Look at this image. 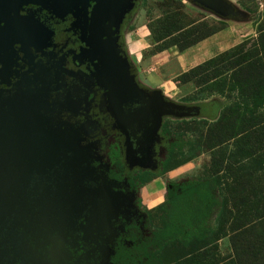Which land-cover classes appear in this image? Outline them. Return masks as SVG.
Listing matches in <instances>:
<instances>
[{"label": "flooded vegetation", "instance_id": "1", "mask_svg": "<svg viewBox=\"0 0 264 264\" xmlns=\"http://www.w3.org/2000/svg\"><path fill=\"white\" fill-rule=\"evenodd\" d=\"M26 14L47 35L41 49L15 45L8 53L16 56L0 62V264H96L105 232L103 192L112 183L132 186L124 175L128 163L148 164L156 113L126 132L119 128L121 118L94 76L74 19L32 6ZM149 97L124 106V115L146 107ZM49 154L57 157L43 168ZM72 178L75 184L66 188ZM75 200V208L67 207ZM122 248L130 247L119 245L111 264H118Z\"/></svg>", "mask_w": 264, "mask_h": 264}, {"label": "rangeland", "instance_id": "2", "mask_svg": "<svg viewBox=\"0 0 264 264\" xmlns=\"http://www.w3.org/2000/svg\"><path fill=\"white\" fill-rule=\"evenodd\" d=\"M220 4L231 9L229 16L222 18L215 11L195 0H132L130 8L125 11L118 26L114 29L111 39L113 38L114 44L119 48L122 30L128 29L131 25L135 27L140 19L148 28L151 27L152 31L156 23L161 22L162 24L161 30L156 29L157 35L150 33L152 46L150 54L156 48L169 46L177 39V36H174L166 41H161L162 36L158 37V35L164 28H167L168 32L172 30L176 32L185 28L189 33L187 40H193L212 34L226 26L225 29L232 30L238 40L237 45L233 48L258 38V25L264 22V0H223ZM169 12L172 14L171 21L176 22L174 27L168 25L167 21L164 22ZM158 43L160 45H157ZM147 79L149 80V78ZM148 83L150 86L147 85ZM148 83L146 85L150 89L157 88L153 83L149 81ZM139 88L145 91V97H149L146 93L150 94V89L146 88V90L141 86ZM212 89L204 87L198 89L192 83L186 85L177 83L176 79L168 87L159 89L164 100L154 108H158L155 114L157 118L154 117L159 120V125L153 129L154 132L151 136L148 164L143 166L133 162L128 163V169L124 175L127 179H135V186H130L129 183H112L108 190L103 192L104 206L99 214L105 217L101 223L100 216L99 223L100 226L104 225L105 229L103 226L102 228L105 232L104 236L100 233L101 241L99 246L96 245L94 252L93 259L96 264H111V258L119 245L131 247L134 242L146 240L155 229L161 228L160 206L166 200L168 186L172 182L218 177L221 179V186L216 193L227 204L229 213L226 218L228 219L232 214L236 219L242 218L243 220V217L248 214V222L256 221L255 209L258 207V199L255 194H259L258 192L261 190L264 191V144L253 155L246 158L240 154L239 137L227 139L224 122L217 127L215 133H210L207 125H214L223 114L226 103H232L235 98L232 96L230 102ZM106 91L109 97V92L107 89ZM165 123H169V128L174 130L173 134L176 132L185 134L181 143L184 153L175 155L168 169L188 165L190 170L179 177L177 174L167 176L168 172H164L162 167L170 142L175 140L172 135L171 137L162 135L161 128ZM47 157V162L42 164L43 166L40 165L43 168L49 162H53L57 155L49 154ZM37 161L36 157V166ZM104 169H106L105 166ZM241 169L246 176L240 172ZM18 175L22 177V174ZM143 179L144 182L148 179L152 181L143 185ZM73 184H75L74 178L65 183L66 188ZM66 192L67 200L70 201V192L69 190ZM75 206H77L76 200L74 204H68L67 207L75 208ZM73 208L69 212H63L62 216L70 217ZM41 215L44 214L41 212L39 216ZM48 226L46 225V227ZM53 227H66V225L52 224L51 228ZM230 231L218 243V253L222 264H234L235 248L240 246L238 241L234 240V235L240 231V227L236 225ZM172 251H167L166 254V259L169 261L173 259Z\"/></svg>", "mask_w": 264, "mask_h": 264}, {"label": "trees", "instance_id": "3", "mask_svg": "<svg viewBox=\"0 0 264 264\" xmlns=\"http://www.w3.org/2000/svg\"><path fill=\"white\" fill-rule=\"evenodd\" d=\"M171 16V12L167 13L164 22L167 21L168 25L174 27L176 22L171 21ZM225 27L193 40H187L189 33L185 28L176 32L175 30L168 32L167 28H164L158 35V37L162 36L161 41L174 36H177V39L169 46L156 48L151 54L172 47L183 53L224 30ZM148 29L151 35H157L156 29L161 30L162 24L156 23L153 31L151 27ZM258 34V38L252 41L254 43L246 41L176 78L177 83L184 85L192 83L198 89L213 88L215 93L230 102V98L235 97L232 103H226L220 119L214 125L207 127L210 133H215L217 127L224 122L227 139L239 137L240 154L246 158L264 144V22L258 25ZM161 129L162 135L167 137L172 135L175 138L170 142L167 155L162 162L164 172H169L178 168L168 170L175 155L184 153L181 143L185 134L177 132L173 134L174 130L169 128V123L163 124ZM240 172L243 173V169ZM243 175L246 176L245 173ZM220 180L212 176L193 181L172 182L168 186L166 200L160 206L161 228L155 229L146 240L134 242L130 248H122L116 255V262L118 264H222L218 243L237 225L240 231L234 235V240L236 239L240 246L235 248L234 264H264V191L255 194L258 207L255 209L257 218L254 223L248 222V214L243 220L236 219L232 214L227 219L229 213L227 204L216 193L221 186ZM135 181V179L131 180L132 186H135ZM150 181L152 180L148 179L144 182L143 179V185ZM171 250H173L171 252L173 259L169 261L166 259V254Z\"/></svg>", "mask_w": 264, "mask_h": 264}, {"label": "water", "instance_id": "4", "mask_svg": "<svg viewBox=\"0 0 264 264\" xmlns=\"http://www.w3.org/2000/svg\"><path fill=\"white\" fill-rule=\"evenodd\" d=\"M195 1L219 14L231 12L218 0ZM131 3L132 0H0V62L5 64L16 56L8 53L15 45L41 49L46 29L31 15H25V8L37 7L61 19L71 16L73 27L85 46L86 58L95 68L94 76L108 90L112 107L121 118L117 125L126 132V126L148 115V107L124 115V106L146 101L145 92L135 84L127 62L111 39ZM158 125L156 119L155 127Z\"/></svg>", "mask_w": 264, "mask_h": 264}, {"label": "crops", "instance_id": "5", "mask_svg": "<svg viewBox=\"0 0 264 264\" xmlns=\"http://www.w3.org/2000/svg\"><path fill=\"white\" fill-rule=\"evenodd\" d=\"M228 12L231 14L230 11ZM216 14L222 16V18L229 16L228 13L219 14V12H216ZM237 43V38L232 30L228 28L212 35L183 53H180L176 47H172L160 53L150 54L149 51L152 49L150 31L144 21L142 23L140 19L135 27L131 25L128 29L124 28L122 30L121 45L118 49L122 58L127 62L130 75L138 87L150 89V87H147V85L150 86L148 81L157 87L150 89V94L146 93L150 96L146 105L148 113L154 114L158 110V108H154L164 100V96L159 89L168 87L182 73L217 57L236 46ZM189 170V166L185 165L168 172L167 176L177 174L179 177Z\"/></svg>", "mask_w": 264, "mask_h": 264}]
</instances>
